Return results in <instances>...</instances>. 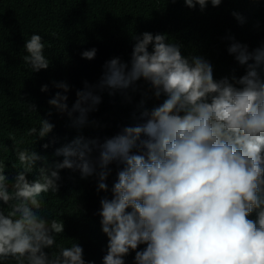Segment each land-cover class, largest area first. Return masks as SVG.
Segmentation results:
<instances>
[{"label":"clouds","instance_id":"1","mask_svg":"<svg viewBox=\"0 0 264 264\" xmlns=\"http://www.w3.org/2000/svg\"><path fill=\"white\" fill-rule=\"evenodd\" d=\"M184 3L203 11L222 0ZM55 30L56 40L69 36L59 27ZM49 39L32 34L25 40L23 61L31 72L48 69L44 51L53 47ZM131 40L135 42L127 53L111 60L87 41L80 62L82 55L99 63V73L92 70L102 75L99 82L89 85L94 80L87 71L81 73V66L56 84L65 93L68 85H85L76 92L71 111L67 95L59 92L48 103L70 117L78 112L75 123L83 125L101 103L96 90L126 94L143 79L151 85L149 96L165 99L143 113L148 117L144 124L126 127L102 144L64 137L49 149L56 153L45 167L36 168L44 158L33 148L17 150L22 171L13 177L12 192L0 161V264L9 258L17 264H264V77L259 79L256 71L264 50L249 52L246 45L232 43L229 54L247 64L248 71L221 66L216 80L209 61L182 55V45L169 42L167 34L144 29ZM226 40L224 30L218 47L224 49ZM28 107L36 112L34 104ZM53 127L41 119L40 126L25 127L21 136L43 142ZM94 151L98 157L93 158ZM64 169L82 178L95 174L98 192L108 191L106 181L113 183L112 195L94 194L100 233L108 241H101L88 258L81 243L57 245L63 221L40 214L43 194L58 192ZM30 173L35 179L27 178ZM3 205L10 208L7 214ZM54 246L58 251L49 256L44 250Z\"/></svg>","mask_w":264,"mask_h":264},{"label":"trees","instance_id":"2","mask_svg":"<svg viewBox=\"0 0 264 264\" xmlns=\"http://www.w3.org/2000/svg\"><path fill=\"white\" fill-rule=\"evenodd\" d=\"M68 12L74 13L73 16ZM56 13L63 14L54 16ZM57 27L69 36L62 38L60 35L56 40L52 35L59 34L55 30ZM144 29L167 34L169 42L182 45L184 56L197 55L209 61L216 80L221 66H233L246 74L247 64H239L228 48L232 43H239L246 45L249 52L264 50V0H222L218 7L208 4L203 11L198 5L194 9L188 8L184 0L174 3L172 0H0V161L8 175L9 192L13 191L11 184L16 172L22 171L17 150L33 148L44 158L36 162L39 169L50 164L49 158L56 152L50 150L48 153L49 149L64 137L83 138L85 142L95 140L102 144L123 134L126 127L144 124L148 117L143 113H150L163 102L164 96H149L151 85L141 79L135 82L138 87L126 94H117L116 89L96 90L101 103L95 111L88 113L83 125L75 123L78 112L70 117L67 111L61 113L48 103L59 92L67 95L66 103L71 111L77 99L76 92L84 90L85 85H68L69 90L65 93L56 84L73 77L81 66L84 69L81 73L87 71L94 80L89 85L99 82L102 75L92 72H98L99 63L95 59H84L82 55L80 62L87 41L97 44L111 60L121 53L126 54L135 42L130 41V36H136ZM224 30L227 40L223 49L218 45L222 43ZM32 34L52 39L49 42L53 47L48 45L44 51L50 61L49 67L39 72H31L23 61L27 55L23 46ZM255 63V60L248 61V64ZM256 71L259 79L264 77V60L257 65ZM44 85H47V91H41ZM30 104L36 106V112L29 109ZM38 112L42 114L35 118ZM41 119L54 125L46 141L39 142L28 134L21 136L25 127L35 123L40 126ZM45 144L47 148L43 147ZM98 155V151L92 154L93 158ZM115 164L113 162L109 168L114 169ZM31 174L27 178L35 179ZM59 175V190L43 194L40 214L49 220L63 221L64 232L56 236L57 245L69 247L72 243H81L79 245L86 250L88 258L101 241H108L106 234L101 236L100 233L94 194L112 195L113 183L106 181L108 191L98 192L95 174L82 178L81 173L64 169ZM2 210L7 214L10 208L3 205ZM44 251L50 256L58 248L54 246ZM3 264L17 262L9 258Z\"/></svg>","mask_w":264,"mask_h":264}]
</instances>
